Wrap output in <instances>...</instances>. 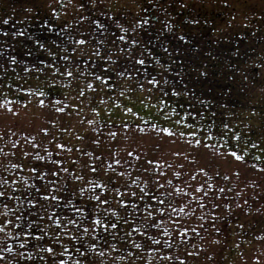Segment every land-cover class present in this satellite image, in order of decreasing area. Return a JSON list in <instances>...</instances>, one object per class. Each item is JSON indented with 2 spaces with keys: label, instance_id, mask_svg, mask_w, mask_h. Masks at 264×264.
<instances>
[{
  "label": "rangeland",
  "instance_id": "374dc122",
  "mask_svg": "<svg viewBox=\"0 0 264 264\" xmlns=\"http://www.w3.org/2000/svg\"><path fill=\"white\" fill-rule=\"evenodd\" d=\"M79 2L82 0H73L71 4L68 0H60L64 5L61 10L57 0H0V29L3 30L0 32V47L4 48V52L0 53V64L3 65L0 71L4 72L0 76V100L7 96L13 109L9 111L0 107V178L17 181L15 189L7 185L5 189L26 198L33 181L39 186L51 180L58 186H64L59 194L71 200L74 207L86 204L93 194L102 199L112 196L110 206L116 207L115 194L111 191L114 187L124 193L125 199L133 202L137 198L130 197L125 188L136 192L137 197L144 195V199L137 204L141 212L137 214L133 211V215L136 216L135 222L145 227L151 239L134 228V234L129 239L133 243L151 244L159 251L149 253L144 248H134L123 239V235H129V225L134 223L129 219L128 224L120 221L121 232H111L114 235L111 241L116 243L117 250L106 254V260L93 250H87L88 259L84 264H101V261L103 264H264V0H227L225 9L224 6L222 8L224 0H183V8L180 7V0H104L96 9L86 5L82 14L88 15L89 21L76 24L81 10L75 4ZM52 7L61 12L59 18L51 14ZM161 8L164 11H160ZM209 9H215L220 14L216 18L210 17L205 14ZM104 13H109L126 27L134 18L148 16L151 20L153 16L158 17L150 26H145V30H137V38L144 47H136L150 61L145 65L148 72L159 80L167 79L168 84L161 82L153 86L147 79L141 78L139 83L144 87L140 89L135 79L114 78L115 89H108L97 81L96 92L85 91V95L77 99L79 91L85 89L86 81L92 79L87 73L89 69L94 70L93 64L90 61L87 68L81 64L77 69L69 66L70 62L63 61L62 57L70 55L87 60L92 56V61H97L98 58L92 55L94 44L101 40L113 45L120 43L115 37L121 33ZM5 19L8 21L6 24ZM44 19L63 29L64 34L73 40L79 33L89 30L93 35L77 53H71L70 49L76 45L60 32L40 31L39 26ZM97 19L108 25L110 32H103L94 26L92 21ZM191 19L198 23H191ZM169 21L173 25L171 33L163 27ZM66 23L69 28H64ZM18 32L25 35H12ZM181 32L188 37L187 41L176 38ZM29 34L41 38L57 56L48 57L43 50H37ZM156 35L161 36V41L149 44L148 40ZM58 37L59 43L54 45L52 42ZM164 37H168L167 41ZM164 43L168 44L167 51L162 46ZM107 47L108 44L102 47V55ZM177 47L181 49L179 53L174 51ZM148 48L159 57V62L148 56ZM28 51L32 52L31 57L26 55ZM12 55L17 56L14 65L8 60ZM44 59L50 63L59 59L61 70L69 66L68 70L73 72L74 78L52 76L47 66L43 73L31 68L24 71L33 63L37 68L41 67L37 61ZM170 61H175L171 64V71L160 67ZM203 70H207L206 78L201 75ZM53 78L58 81L57 84L50 83ZM25 88L48 95L37 97L19 90ZM125 88L131 91H125ZM173 88L181 95H175L171 91ZM121 91H125L124 96L120 95ZM40 99L45 100L44 105L38 102ZM56 99L66 103L53 107ZM100 99H104L105 103L101 104ZM117 99L123 105L132 107L138 115L125 113L115 103ZM72 104L79 107L72 108ZM56 107H64L65 112H57ZM92 107H97L98 113H92ZM107 108L112 111H107ZM253 108L255 114L252 113ZM194 111L198 115H191ZM181 119L185 123H178ZM88 120L94 123L90 125ZM125 124L127 128L123 126ZM152 124H156L157 128L153 129ZM201 124L204 127H200ZM222 124H228L229 128L224 129ZM44 127L49 129L48 133L41 131ZM165 127L171 128L173 134L163 132ZM187 132H196L197 136L181 135ZM208 132L212 136L205 139ZM236 132L241 135L238 141L233 138ZM29 136H35V141L28 142ZM193 139L200 143H192ZM57 143H65L68 147L60 149ZM33 144L38 147L34 148ZM237 145L241 150L248 149L243 160L228 154V147L236 148ZM45 147L51 153V160L46 157L38 161L34 153L44 155ZM24 152L30 155L24 156ZM57 159L63 163L53 164L52 161ZM115 160L120 163H114ZM14 165L23 167L14 168ZM34 166L46 171L47 179L34 175L31 172ZM200 167L205 169L203 173L198 171ZM64 168H68L69 172H63ZM92 168L96 171L92 172ZM53 171H57L58 176H52ZM176 172L181 175L175 176ZM21 176L29 177V180L25 182L20 179ZM76 176H83L84 179L76 180ZM132 180H137V183L132 184ZM98 182L107 185V190L86 188L84 197L77 191L86 184ZM26 183L29 187L25 186ZM141 184L146 185L143 192ZM157 184L162 186L157 187ZM177 185L187 191L177 193ZM198 185L204 187L198 189ZM189 193H195L202 200H194ZM153 195L159 199L151 200ZM3 204H8L13 211H20V216L25 213L19 205L16 207L12 198L0 199V213L4 212ZM148 204L153 205L151 211L156 213L154 217L147 218L143 212ZM185 204L188 205L184 210L187 215L182 213L177 216L168 207H183ZM159 207H164L165 212H158ZM119 214L124 219L129 218L123 209L119 210ZM7 218L13 219V216L9 214ZM145 219L156 227H147ZM177 220L179 227L190 229L186 239L176 235L177 225L173 221ZM49 223L46 217L43 218L40 229L43 230ZM213 225L221 231L216 232ZM3 235L0 233V237ZM21 238L25 239H13ZM73 242L76 241L63 237L64 244L73 245L67 249L73 252L69 264L81 259L80 253L75 251L78 243ZM3 246L0 241V248ZM13 246L21 251L15 243ZM56 251L61 259H65L62 246H57ZM169 251L179 259H167L161 255ZM121 255L126 259H115ZM35 264L43 262L37 259Z\"/></svg>",
  "mask_w": 264,
  "mask_h": 264
},
{
  "label": "snow or ice",
  "instance_id": "6c2138e0",
  "mask_svg": "<svg viewBox=\"0 0 264 264\" xmlns=\"http://www.w3.org/2000/svg\"><path fill=\"white\" fill-rule=\"evenodd\" d=\"M225 3H227V0H224ZM57 3L59 4L61 10L63 9L64 5L60 3V0H57ZM68 3H73V0H68ZM104 0H82V2L76 3L75 7L78 10H81V14L79 15V18L75 20L76 24H80L81 21L87 22L89 21L90 17L88 15L82 14V10L85 9V6L87 5L90 9H96L98 4H103ZM155 7H159L158 5H154ZM180 7L183 8L185 5L183 4V0H180ZM28 11H31V8L28 9ZM51 14L57 18L60 17L61 12L58 11L57 7H52L50 9ZM160 11H164L163 8L160 9ZM104 15L109 16V19H112V23L114 24L115 28L118 30L120 35L115 37L120 43L110 44L107 41L101 40L99 43L94 44L93 47V53L96 58H98L97 61H92V56H89L87 60L80 59L79 57H74L70 55H64L62 57V60L65 62H70L69 66H75L77 69L80 68L81 64H83L86 68L88 67L90 61L93 64L94 70L89 69L88 75L91 76L90 81H86L85 89L79 91V96L77 99H79L80 96L85 95V91L91 90L92 92L97 91L96 82L98 81L99 84L103 85L104 87L108 89H115L116 83L113 82L114 78L116 80L120 79H135L137 81V86L140 89H143L144 85L142 83H139L140 79H147L148 82L156 86L160 84L161 82L164 84H168L169 81L167 79L159 80L156 76H152L148 69L145 67L146 63H150V61L147 60V58L144 56V53L140 51L136 46L139 45L140 48H143L144 46L141 44L140 39L137 38L138 35V29L143 31L145 30V26H150L152 23L155 22L154 18L149 19L148 17L143 18H134V20L126 27L124 24H122L119 20L113 19L109 13H104ZM8 21L7 19L4 20V23L6 24ZM191 23L195 24L198 23L196 20H192ZM92 24L94 26H98L99 30H102L103 32H110V29L108 25L103 24L100 22V20H93ZM69 24H65L64 28H69ZM164 29H167L169 33L172 32V23L169 21L164 24ZM40 31L47 30L48 33H52L54 31H58L61 33V35H64L65 38L70 42L74 43L76 46L72 47L70 49L71 53H77L78 49L81 48V46L86 45L89 42V39L92 37L93 32L92 30H89L85 33H79L77 38L73 40L72 37H67L64 34L63 29L56 28V25L54 23L49 22V20L44 19L42 20V23L39 26ZM0 32H3L2 29H0ZM7 35V33H4ZM13 36L19 35L24 36V32H18L13 33ZM178 40L181 41H187L188 37L184 35L182 32L176 37ZM29 39L34 44V47L37 50H43L47 53L48 57H56L57 53L51 51V49L42 42V39L39 37H35L32 34H29ZM47 39V37H45ZM168 37H164V40L167 41ZM161 36L156 35L153 38H150L148 40L149 44H152L153 42H160ZM54 45L59 43V37L57 40H54L52 42ZM108 44L107 49L105 50L104 54H101L102 47ZM165 49V51L168 50V44L164 43L162 45ZM8 47H12V45H8ZM175 52L179 53L181 49L179 47L174 49ZM4 52V48L0 47V53ZM147 54L149 57H152L154 60L159 62V57L155 56L151 48L147 49ZM27 56L31 57L32 52L28 51L26 53ZM82 55V53H81ZM9 62L11 64H15L17 62V56L12 55L8 58ZM41 67L37 68L36 64H29L24 68V71L27 72L29 68L33 69L37 73H43L45 72V66H47L49 73L52 76L60 75L68 78H74L73 72L68 70L69 66H66L64 70H61V67L59 66V59H57L56 63H50L48 59L44 60H38L37 61ZM20 63H23V61H20ZM175 63V61H170L168 65L161 64V68H166L169 71H171V64ZM0 69H3V65L0 64ZM142 74V75H141ZM207 73L201 72V75H206ZM4 72L0 71V76H3ZM79 75L83 76L84 73H79ZM246 79V77H245ZM11 84V81H9ZM51 84H57L58 81L56 79L50 80ZM69 83H71V79H69ZM15 88H19L18 85H12ZM20 91H25L31 94H34L37 97H44L48 95V93H45L43 91H38L36 89L31 88H25V89H19ZM125 91H131V89L125 88ZM125 91H121L120 95L124 96ZM171 91L175 95H181V93L176 92L175 88L171 89ZM187 94V93H185ZM129 99H131L129 97ZM41 105L45 104L44 99H40L38 101ZM101 104L105 103L104 99H100L99 101ZM23 103H27V101H24ZM66 103V101H62L61 99H56L55 103L52 105L55 107L58 104ZM117 105L123 108V111L125 113H131L133 115H138V113H135L133 111L132 107H127L121 103L119 99L115 101ZM162 106V105H161ZM0 107H6L9 111H12V102L9 100L7 96L4 97L3 100H0ZM72 108L79 107L77 104H72ZM92 113H98L97 107H92L91 109ZM56 111L60 113L65 112L64 107H56ZM107 111L111 112V108H107ZM159 111V109H157ZM255 108L252 109V113L255 114ZM16 114V113H14ZM185 115H189L188 113H185ZM191 115H198L197 112H192ZM111 123V121H108ZM54 124L55 121H52ZM88 124H93V120H88ZM178 123H185L184 120H179ZM125 128L128 127L127 124L123 125ZM224 129H228V124H222L221 125ZM151 127L153 129L157 128L156 124H152ZM200 127H204L203 124L200 125ZM143 131V129H140ZM42 132L48 133L49 129L47 127H44L41 129ZM98 131V129H97ZM9 132H11V129H9ZM163 132L169 133L170 135L173 134L172 129L169 127L163 128ZM24 133L21 132V136H23ZM114 135V134H112ZM181 135H187L190 137H196V132H187V133H181ZM212 133L208 132L205 139L211 138ZM234 139L237 141L241 139L240 133L236 132L233 136ZM35 136H29L28 142L35 141ZM52 139L55 141L56 137L53 136ZM99 141H97L98 143ZM192 143L199 144V140L193 139L191 141ZM16 143H19L17 141ZM247 143V141H245ZM60 149H67V144L65 143H57L56 145ZM227 147V145H225ZM15 147V145H13ZM33 147L36 148L38 145L33 144ZM255 147V145H253ZM228 154L231 155L233 158L237 160H243L244 154L248 151L247 148L239 149V146L237 145L236 148L228 147ZM218 151V149H217ZM24 156H29L30 154L28 152L23 153ZM130 155H132L130 153ZM35 159L38 161H43L47 157L49 160H51V153L47 152L45 147V154L40 155L39 152L34 153ZM55 165H60L63 163L62 160H54L52 161ZM114 163L119 164V160H115ZM152 163H156L153 161ZM14 168H20L23 167V165H14ZM259 167V165H257ZM92 172H95L96 169L92 168ZM199 172L203 173L205 169L203 167H200L198 169ZM31 172L34 175H37L41 179H47L48 173L46 171H40L38 167H32ZM63 172L68 173L69 169L64 168ZM52 176H58L57 171H53L51 173ZM123 175V174H121ZM175 176H180L181 173L176 172L174 174ZM21 180H24L27 182L29 180V177L21 176ZM76 180H83V176H76L74 177ZM159 177H157V180ZM227 179V177H225ZM132 184H136L137 180H132ZM171 183V181H169ZM5 185H7L11 189H15L17 187V181L15 180H5L3 178H0V199H8L12 198L17 205H27L29 207L26 208V211L28 213V216L35 215L37 219H29L28 216H17L13 212L11 208H9L8 204H3L4 212L0 213V233H3L4 235L0 237V241L3 242L4 246L0 248V264H35L36 260L39 259L43 262V264H69V259L73 258V252L68 251L67 249L69 247H73L71 244H64L63 243V237H69L71 241H76L79 244V247H75V251L80 253L81 259L76 260L75 264H84V261L88 259V253L83 250L84 244H87V237H95L98 241H103L105 236H108L109 239H114L113 233H111L109 230H116L119 231L118 224L115 221H121L124 224H128V220H125L123 217L120 216L119 210L123 209L127 216L134 222L133 224L129 225V235H123V239L127 241L128 244L132 245L134 248H144L146 252H153V251H159L158 249H155L151 246V244H141V243H133L131 239H129L130 235H133L132 229L134 228L135 231L143 233V235L148 238V232L145 230V227H142L140 223L135 222L136 216L133 215V211H135L137 214L141 212V208L137 206L139 201H142L144 199V195H141L137 197L136 192L131 191L127 188H125V192L128 193L130 197H136V202H133L131 199H125L124 193L120 191L119 188H112V192L115 194V198L117 201L116 207L110 206V202L113 199L112 196H109L106 199H102L99 195L93 194L88 202L86 204H83L79 207H74L71 203V200L67 199L65 196L60 195L59 192L62 187L64 186H58V184L54 181L49 180L46 184H42L37 186L35 181L31 184V191H29L28 196L26 198H21L19 196L14 195L12 191L6 190ZM26 187H29V185H25ZM162 185L157 184V187H161ZM99 187L102 191L107 190V185H105L103 182H98L97 184H86L84 187H80L77 189L78 193L81 197L85 196V189L86 188H94ZM146 187L145 184H141V189L143 192V189ZM204 185H198V189H202ZM209 187H212L209 185ZM175 191L177 193H185L187 190L185 188H181L179 185L176 186ZM221 192L224 191V189H220ZM33 192L35 193L33 195ZM72 194V193H70ZM74 195V194H73ZM189 195L192 196L194 200L200 201L202 200V197L196 196L195 193H189ZM151 200H158V196H151ZM95 202L94 206L92 205V202ZM63 202V203H62ZM162 203V201H161ZM153 205L148 204L147 207L143 208V212L146 214L147 218L154 217L156 213L154 211H151ZM169 210H171L175 215L179 216L180 214H185V208L188 207L187 204H185L183 207L177 205V208H172L171 205L168 206ZM200 207H203V204H200ZM218 207V205L216 206ZM228 207V205H226ZM131 209V210H130ZM191 211V209H189ZM158 212L164 213L165 208L159 207ZM11 214L13 216V219H8V215ZM215 218V213L212 214ZM47 218L50 223L49 225H45L44 229H40V223H42L43 218ZM207 219V217H204ZM177 225V236H182V238L186 239L187 234L190 231V229L186 227H179V221H173ZM144 224L147 227H156L155 224H152L149 222L148 219L144 220ZM241 227H243L241 225ZM100 228L101 232L98 233L95 229ZM213 228L216 232H220L221 230L219 228H216L215 225H213ZM16 237H27V239H13ZM48 238L47 240L45 238ZM13 243L19 246L21 251H17L16 247L13 246ZM57 246H62L63 248V256L65 259H61L59 257V254L56 251ZM88 247L93 250L99 257H103L105 260L107 259L106 254H111L112 251L117 250L116 243H112L108 245L107 247H101V245L97 243H91L88 244ZM31 249V250H30ZM162 256H164L167 259H179V257H173L172 253L169 251L167 253H161ZM116 260H124L126 259L125 256H117L115 257ZM256 259H259L258 257ZM101 264H103V261H101Z\"/></svg>",
  "mask_w": 264,
  "mask_h": 264
},
{
  "label": "trees",
  "instance_id": "16d2710c",
  "mask_svg": "<svg viewBox=\"0 0 264 264\" xmlns=\"http://www.w3.org/2000/svg\"><path fill=\"white\" fill-rule=\"evenodd\" d=\"M35 194V193H34ZM19 197H21V198H24L23 196H19ZM18 205L16 204V207H17ZM27 207H29V206H27L26 204L25 205H19V209L20 210H23L25 213L23 214V216H28V213H27V211H26V208ZM14 213H15V215H17V216H20L19 214H20V211H18L17 212V210H14L13 211ZM28 218L29 219H33V220H35V219H37V217L35 216V215H32V216H28ZM129 219L130 218H125V220H128L129 221ZM42 222H43V220H42ZM117 224H118V228H119V224H120V221H115ZM41 224V223H40ZM98 233H100L101 232V229L100 228H97V229H95ZM110 232H112V231H114V230H112V229H110L109 230ZM119 232H121V230H119ZM22 239V238H21ZM25 239H27V237H25ZM46 239V238H45ZM87 239V241H88V243L87 244H84V247L83 248H85V251H87V250H90V248L88 247V244H91V243H97V244H99V245H104L103 247H105V246H108V245H110V244H112L113 242L111 241V239H109L108 238V236H105V238H104V240L103 241H98V240H96V238L95 237H88V238H86ZM113 240V239H112ZM77 242H73V244H76ZM76 246L77 247H79V244H76Z\"/></svg>",
  "mask_w": 264,
  "mask_h": 264
},
{
  "label": "flooded vegetation",
  "instance_id": "af4514ba",
  "mask_svg": "<svg viewBox=\"0 0 264 264\" xmlns=\"http://www.w3.org/2000/svg\"><path fill=\"white\" fill-rule=\"evenodd\" d=\"M214 1V0H213ZM226 5V3L224 2L223 3V5H222V8H223V6H224V8L223 9H225V5ZM199 14V13H198ZM205 14H207V15H209L210 17H213V16H215V18H216V16L218 17V15L220 14V12L219 11H216L215 9H209V10H207V11H205ZM148 17V16H147ZM153 18H154V20H158V17L157 16H153ZM192 20V19H191ZM206 55H204V57H205Z\"/></svg>",
  "mask_w": 264,
  "mask_h": 264
}]
</instances>
